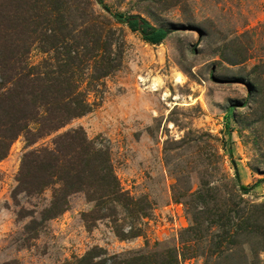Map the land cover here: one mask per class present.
<instances>
[{
    "label": "rangeland",
    "instance_id": "374dc122",
    "mask_svg": "<svg viewBox=\"0 0 264 264\" xmlns=\"http://www.w3.org/2000/svg\"><path fill=\"white\" fill-rule=\"evenodd\" d=\"M66 1L74 29L100 35L121 66L98 92L84 82L93 110L61 132L106 141L122 190L147 199L150 216L142 238L120 241L107 220H82L93 204L77 194L31 239L51 190L12 200L15 179L22 155L53 137L30 149L18 138L0 162V264H70L94 247L162 264H264V184L239 189L264 179V0H101L109 13ZM114 14L173 32L148 45ZM45 58L33 49L28 62Z\"/></svg>",
    "mask_w": 264,
    "mask_h": 264
},
{
    "label": "trees",
    "instance_id": "16d2710c",
    "mask_svg": "<svg viewBox=\"0 0 264 264\" xmlns=\"http://www.w3.org/2000/svg\"><path fill=\"white\" fill-rule=\"evenodd\" d=\"M97 2L109 13L101 0ZM70 8L66 0H0V162L18 138L30 149L53 137L48 146L22 155L15 179L12 200L51 190L40 220L32 219L26 228L31 239L37 237V228L67 211L69 198L77 194L93 204L89 212L81 214L84 222L107 220L120 241L142 238L151 205L122 190L108 143L88 139L81 127L61 132L93 110L82 89L84 82L86 89L98 92L104 88L103 80L121 66L119 56L100 35L95 32L86 41L92 34L74 29L69 23ZM110 16L148 45H160L173 32L172 28L156 29L139 16ZM33 49L46 56L37 65L28 62ZM228 154L231 156L230 150ZM261 184L264 179L251 188L239 185V189L246 193ZM23 213L19 211L17 221L26 218ZM152 257L142 253L108 256L94 247L70 264H162Z\"/></svg>",
    "mask_w": 264,
    "mask_h": 264
}]
</instances>
